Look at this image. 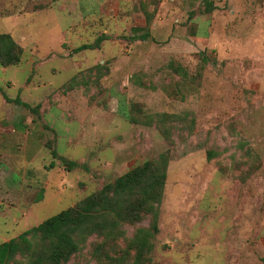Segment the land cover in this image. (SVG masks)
Here are the masks:
<instances>
[{
  "label": "rangeland",
  "instance_id": "374dc122",
  "mask_svg": "<svg viewBox=\"0 0 264 264\" xmlns=\"http://www.w3.org/2000/svg\"><path fill=\"white\" fill-rule=\"evenodd\" d=\"M0 32L23 48L0 66V243L167 151L150 264H264V0H0Z\"/></svg>",
  "mask_w": 264,
  "mask_h": 264
},
{
  "label": "trees",
  "instance_id": "16d2710c",
  "mask_svg": "<svg viewBox=\"0 0 264 264\" xmlns=\"http://www.w3.org/2000/svg\"><path fill=\"white\" fill-rule=\"evenodd\" d=\"M150 18V14L145 12L146 26ZM139 31L143 33H134L130 40H147L148 31L141 28L134 30ZM107 39L108 36L102 34L93 44L81 45L76 52L98 48ZM22 56L23 48L10 34L0 32V66H18ZM167 68L186 77V72L178 63L170 62ZM94 69V81L108 72V68L101 64L94 66ZM91 72L92 69H89L87 73ZM87 77L90 78V75ZM136 84L147 86L142 80ZM22 105L29 107L25 103ZM135 107L136 104H132L133 110ZM123 115L130 122L137 121L131 114L123 112ZM182 116L166 113L154 116L158 132L171 145L174 144V135L183 137V134L176 132L178 129L175 126L182 121ZM145 119L152 122L151 117ZM187 126L191 127L190 121ZM247 150L251 151L249 148ZM52 155L56 157L57 154L52 152ZM207 158H211L210 152H207ZM61 161L69 168L76 165L62 158ZM168 161L169 154L165 151L157 159L130 168L74 206L44 219L17 237L1 242L0 264H67L85 248L97 264H150ZM146 217L150 218L148 227L136 228L128 237L123 227L139 223Z\"/></svg>",
  "mask_w": 264,
  "mask_h": 264
}]
</instances>
